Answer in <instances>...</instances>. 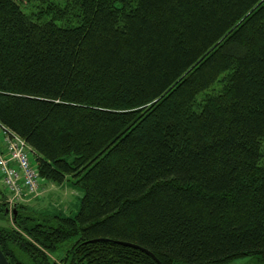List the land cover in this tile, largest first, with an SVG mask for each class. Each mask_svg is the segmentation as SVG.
Masks as SVG:
<instances>
[{
  "label": "trees",
  "instance_id": "trees-1",
  "mask_svg": "<svg viewBox=\"0 0 264 264\" xmlns=\"http://www.w3.org/2000/svg\"><path fill=\"white\" fill-rule=\"evenodd\" d=\"M30 1L0 0V125L84 195L14 215L0 189L11 264L264 261V0Z\"/></svg>",
  "mask_w": 264,
  "mask_h": 264
},
{
  "label": "built area",
  "instance_id": "built-area-1",
  "mask_svg": "<svg viewBox=\"0 0 264 264\" xmlns=\"http://www.w3.org/2000/svg\"><path fill=\"white\" fill-rule=\"evenodd\" d=\"M32 156L33 149L24 137L0 125V176L12 195L11 203L39 197L42 192L46 180Z\"/></svg>",
  "mask_w": 264,
  "mask_h": 264
},
{
  "label": "rangeland",
  "instance_id": "rangeland-1",
  "mask_svg": "<svg viewBox=\"0 0 264 264\" xmlns=\"http://www.w3.org/2000/svg\"><path fill=\"white\" fill-rule=\"evenodd\" d=\"M23 4L24 10L33 15H39L41 11H44L45 8L49 7L48 5H41L39 2L30 1V0H21ZM50 16V15H49ZM48 16V17H49ZM47 17V18H48ZM46 18V17H45ZM222 90V83H217L212 89L208 90L211 94H216ZM207 91V93H208ZM208 94H204L203 96H199L198 102L200 103L207 97ZM198 107V105L196 106ZM34 160V156H32ZM0 189L3 191L7 197L11 198L12 195L4 186V182L2 177L0 176ZM2 194H0L1 196ZM84 195V189L73 183L72 176H68L67 179L61 183H54L52 181H47L43 184V189L39 197L32 198L29 202L28 199L23 200L21 202H25L31 206V209L40 211L46 214H57L61 213L66 216H74L81 207V200ZM12 213L10 214V218ZM1 223H3L0 220ZM53 259H55L58 263L64 264L61 262V258L63 257L62 253H55L52 255ZM204 264H264V261L258 259V257H240L233 259L226 263H204Z\"/></svg>",
  "mask_w": 264,
  "mask_h": 264
},
{
  "label": "water",
  "instance_id": "water-1",
  "mask_svg": "<svg viewBox=\"0 0 264 264\" xmlns=\"http://www.w3.org/2000/svg\"><path fill=\"white\" fill-rule=\"evenodd\" d=\"M7 211H12V213H14V215L17 214V211H16V204H13L12 207L8 206L6 208ZM102 241V240H109V239H106V238H98V239H93L92 241ZM119 243L123 244V245H127V246H132V247H136V248H140L142 249L143 251H145L146 253H148L149 255H151L158 263L161 264L160 260L156 257V255L146 249V248H143V247H140L134 243H131V242H125V241H119ZM0 264H11V262L9 261L8 257L6 256V254L4 253L3 249L1 248L0 246Z\"/></svg>",
  "mask_w": 264,
  "mask_h": 264
},
{
  "label": "bare ground",
  "instance_id": "bare-ground-1",
  "mask_svg": "<svg viewBox=\"0 0 264 264\" xmlns=\"http://www.w3.org/2000/svg\"><path fill=\"white\" fill-rule=\"evenodd\" d=\"M21 202V201H20Z\"/></svg>",
  "mask_w": 264,
  "mask_h": 264
}]
</instances>
